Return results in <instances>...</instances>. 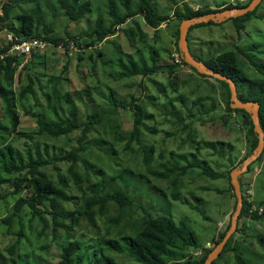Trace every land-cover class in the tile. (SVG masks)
<instances>
[{
  "label": "rangeland",
  "instance_id": "obj_1",
  "mask_svg": "<svg viewBox=\"0 0 264 264\" xmlns=\"http://www.w3.org/2000/svg\"><path fill=\"white\" fill-rule=\"evenodd\" d=\"M14 1L11 23L16 15L33 11L37 4H41L42 10L49 13L45 17L46 22H53L58 36L61 37H67V34L77 36L94 29L98 18H102L106 25L112 23L108 0H92L93 12L79 22L70 24L67 23L63 12L61 14L57 12L56 16L51 12L52 7L47 4L54 3V0H47V4L43 3V0H35V4L31 0H0V4H14ZM130 1L132 9H136L139 0ZM116 2L124 11L121 0ZM248 2L249 0H152L154 8L160 15H172L176 10L182 11L184 3H188L195 10L210 8L222 11L229 4L241 5ZM178 24V18H173L169 28L163 24L155 30L146 24L142 16H136L122 26L116 36L95 47H87L90 40L82 38L80 40L82 49L77 46L76 49L70 47L71 44L68 47L64 45L58 47L51 43V46L37 49L28 57H23L25 63L34 61L36 73L41 75L43 85L41 89L36 83V98L29 97L27 100L17 101V111L21 120L18 131L33 135L34 139L17 138L13 132L3 138L22 153L27 152L29 148L27 145L41 144L40 152L45 158L58 156L62 150L69 152L72 147L78 146L80 131L60 139L37 135L38 124L34 114H44L42 110L47 108L45 93L52 94L53 89L58 92L60 117L70 115L71 105L64 100V97H70L76 118L81 122L86 121L87 116L97 110L108 113L114 108L113 102L111 103L109 99L113 96L115 102L121 103L115 121L121 125V137H115L110 133L114 132L112 126L106 128L107 136H104V131L96 126L97 130L92 133L90 141L101 132L110 143H114L116 155H107L100 148L92 147L88 157L94 166L100 165L105 169L107 176L105 174L104 176L109 190H120L121 186L128 188L126 191L135 201V219L140 220L145 214L147 216L164 214L173 217L177 222L184 221L196 233L198 241L204 247L207 243L214 245V238H218L228 227L236 210L237 198L233 196L235 193L230 186L228 171L233 165L236 166L235 169L243 166L244 162L241 161L248 151L247 129L243 126L246 118L242 113L237 116L234 113L233 117L224 121V115L228 114L227 93L214 77L203 78L183 63L174 36ZM9 36L11 35L7 30H0V48L7 45ZM188 39L193 53L202 56L204 60L224 51H235L244 74L258 77V73L240 50H246L255 60L264 62V0L256 16H253L244 29L238 31L233 20H227L221 24L193 28ZM154 50L159 53L156 63L158 66L178 65L175 56H180L182 63L180 62L173 76L170 77L168 69H165L166 71L147 77L120 79L121 66L127 62V55L135 59L144 57L151 63L150 56ZM99 51L104 53L103 56L98 55ZM58 77L62 80L56 81ZM170 81L172 85L169 84ZM26 84L25 74L15 75L13 86L11 82L7 87L15 90L18 95ZM133 100H138L145 109L144 122L147 129L141 139L147 147L153 149V153L152 150L143 147L145 154L141 152L137 141L133 143L128 141L134 118L129 110L131 107L127 108L122 104L130 105ZM214 101L217 103L215 107ZM172 113L185 117L184 126ZM0 114L4 118L1 100ZM192 114L195 116L192 117ZM5 123L9 124V120L5 119ZM211 143H214L216 150L206 148ZM109 147L111 146L106 149ZM189 161L200 163V166L214 171L219 178L205 176L199 168L188 171L184 176L172 173L174 167L180 169L187 166ZM70 165V162H59L55 167L48 166L46 172L57 182L60 178L64 179L63 176L67 177L70 195L82 198L86 184L84 181L76 183L71 179L68 171ZM125 169L135 172V177L124 173ZM75 171L85 180L87 173L81 163L77 164ZM247 172L240 176L243 197L249 202H254L255 207L264 209V157L253 165L250 173ZM160 174L171 175L169 178H163ZM111 176H118L117 182L112 180ZM16 178L18 175L7 176L10 181L2 188V193L20 191V194L9 195L5 201L0 202V264H23V261L20 262L21 257L39 260V263L33 261L31 264H57L61 244L67 238L83 237L85 241L93 240L92 244L98 245L97 233L110 234L112 238H117V232L124 226V222L120 226L109 223L119 214L114 204L110 205V210L104 217L98 218L97 229L91 227L84 219L78 225L72 223L70 219L66 223V228L58 230V241L53 236L51 216L46 215L45 224L37 217L32 218L27 206L23 207L21 217L16 216L13 219L11 226L3 223V220L12 214L17 199L30 195L23 186L17 189L14 187L13 182ZM102 178L100 176V179ZM92 181L97 182V177L92 176ZM262 202V205L258 204ZM77 204L78 200L73 199L66 207L68 211H75L78 208ZM243 223L248 226L249 237L243 235V232L239 234L235 232L234 243L240 244L242 237L248 239L249 250H245L246 243L241 244L244 256L254 263H264L263 258L259 256L263 254L262 249L255 242L264 235V219L253 221L246 218L241 220L240 226ZM21 231L25 238L19 255H13L9 247L17 241ZM125 232L129 234L132 230L126 228ZM249 242L253 244L250 245ZM105 254L115 258L120 264H138L125 255ZM234 254L233 251L226 253L217 264H237ZM197 259L199 260L198 256H193V261Z\"/></svg>",
  "mask_w": 264,
  "mask_h": 264
},
{
  "label": "trees",
  "instance_id": "obj_2",
  "mask_svg": "<svg viewBox=\"0 0 264 264\" xmlns=\"http://www.w3.org/2000/svg\"><path fill=\"white\" fill-rule=\"evenodd\" d=\"M116 1L117 0H108L109 14L112 18V23L106 25L102 18H98L94 29L85 31L77 36L67 34V37L58 36L55 30V24L53 22H46L45 17L48 16L49 13L42 10L41 4H37L33 11L16 15L13 17V22L11 23V14L15 8V1L14 4L4 3L0 4V30L5 29L13 35L14 42H17L16 39L21 41L42 39L43 41L53 43L56 46L64 44V46L68 47L71 43H74L78 48L82 49L83 46L80 44L82 38H88L90 40L87 47H95L98 44L100 45L116 36L120 28L136 16H142L146 24L155 30H158L163 24L169 28L171 19L178 18L179 24L174 32V36L177 41V51L181 54L179 39L182 22L187 19L200 17L204 14L220 11L210 8H199L195 10L188 3H184L182 11L176 10L172 15H160L154 8L152 0H139L136 9H132V3L130 0H121L124 11L119 8ZM31 2L35 4V0H31ZM250 2L251 0H249L248 3L241 5L229 4L223 9L246 7ZM43 3L47 4V0H43ZM262 3L255 11L242 17L230 19L233 20L238 31L244 29L246 24L253 19V16H256ZM47 5L52 7L51 12L55 14L54 16H56L57 12H59V14L63 12L67 23L69 24L72 22H79L93 12L92 0H54V3ZM212 24L215 23L210 22L208 24H199L193 26L191 29ZM12 45V42H8L7 45L0 48V100L3 103L4 113V118H2L0 114V202L3 200L5 201L9 195L20 194V191L7 194L2 193L3 186L10 181L7 179V176L18 175V178L13 182L14 187L17 189L23 186L25 190L30 192V195L17 199L12 214L6 217L3 220V223H7L11 226L13 219L16 216L21 217L23 207L27 206L30 209L32 218L37 217L45 224H47L46 215L51 216L53 221V236L54 239L58 241V230L64 228L70 219L72 220V223L77 225L84 219L91 227L97 229L98 218L104 217L109 212L110 205L114 204L117 206L119 214L117 217L111 219L109 223L120 226L124 222V226L117 232L118 237L112 238L109 236L110 234L101 235L100 233H97L98 245L92 244L93 240L85 241L83 237L74 239L67 238L64 243L61 244V252L57 264H120L115 258L108 256L105 253L116 256L125 255L138 264H205V261L214 250L215 246L226 236L227 231L231 226V222L227 229L224 230L218 238H214V247L206 250L204 256L199 260L197 259L193 261V256L190 252L197 251L202 247V244H200L196 233L186 222H177L173 217L164 214L156 216H147V214H145L140 220L135 219V201L133 196L126 191L128 188L120 185V190H109L106 186L107 182L105 176H107V173L105 169L101 168L100 165L94 166L92 160L88 157V153L92 150V147L100 148L107 155H116L114 154L116 153L114 143H110L107 138L104 137L107 136L105 131L106 128L109 129L110 126H112L114 130V132H110L113 136L121 137L122 134L120 130L121 125L115 123V121H117L118 108L121 106V103L115 102L113 96H110L109 99L111 103L113 102L114 108L109 110L108 113L103 110H97L94 113L89 114L86 121L81 122L76 118L75 108L72 106L73 103L71 102L70 97H64L65 102L68 105H71L70 115L68 117H60L58 114V108H61V106H59L58 103V101H60L58 92L53 89L52 94L45 93L47 108L42 110L44 114L32 113L35 118H37V135L52 139H60L61 137H69L75 131H80V136L77 140L78 146L72 147L69 152L62 150L59 152L58 156L45 158L40 152L41 144L30 146L26 143L29 148L26 153H22V151L17 149L12 143L6 142L3 137L9 135L10 132H13L17 138L26 137L34 139L33 135H27L18 131L21 120L17 111V101H24L29 97L36 98V83H38L39 87L43 89L42 78L40 74L36 73L37 67L34 66V61H27V63H25L23 57L8 55V51ZM190 49L192 54L196 58L205 62L210 69L231 78L236 83L238 98L242 102H255L260 105L259 118L261 129L264 133V62L255 60L246 50H240L258 73V77H249L247 74H244L240 68L238 56L233 50L218 53L217 55H213L204 60L202 56L193 53L191 45ZM103 54L102 51H99L98 53L99 56H103ZM158 57L159 53L156 50H154L153 54L150 56L151 63L145 60L144 57L135 59L131 55H127V62L121 66V71L119 73L120 79L131 78L134 76L147 77L152 74L166 71L165 69H168L170 77L173 76L179 64L158 66L156 65ZM183 63L189 66L184 60ZM191 70L203 78L209 77L199 74L193 67H191ZM22 74L26 75L27 84L22 87L20 93L17 95L15 90L8 88L7 85L12 82L13 86L14 76ZM53 80L54 79L52 78V81ZM61 80V77L56 79V81ZM215 80L221 84L227 93L226 104L228 114L224 115V121H227L229 117H233L234 113L235 116L242 113L245 118L251 119V116L247 111L233 109L231 107V90L229 84L219 79ZM169 84L172 85L173 83L170 81ZM174 90L176 89L174 88ZM85 92L88 94L87 91ZM164 92H166V90ZM51 102H54L55 105ZM122 105L127 108L131 107L129 110L133 113L134 118L133 129L128 140L129 143L137 141L141 152H144V147L152 150L153 153V149L147 147L141 139V136L147 129L146 123L144 122L145 109L142 104L138 103V100H133L130 105L127 103H123ZM216 105L217 103L214 101V107ZM200 106L202 107V105ZM207 113H210V111ZM172 115L177 117L179 123L184 126L185 117L181 114L172 113ZM191 116L194 117L195 115L192 114ZM5 119L9 120V124L5 123ZM96 126L104 131V136L101 132H98V136L92 138L90 141L92 133L97 130ZM243 126L247 129L248 151L241 162H244L250 157L259 144V136L255 132L254 124L251 122L250 126H247L243 121ZM108 146L111 147L106 149ZM206 148H215L216 150L214 143L209 144ZM33 149L35 151L34 153ZM263 157L264 152L252 165L249 166L247 174L252 171L253 165L260 162ZM65 161L71 163L68 169L71 179L76 183L84 181L86 184L82 198L70 195V188L66 182L68 179L67 177L63 176L64 179L60 178L57 182L52 175L46 172L48 166L55 167L57 163ZM78 163H81L86 169L87 174L85 180H83L80 174L75 171ZM197 168L201 169L202 174L205 176H209L213 179L219 178L214 171L211 172L207 168L200 166V163L194 161H189L187 166L180 169L174 167L172 173L174 172L178 173V176H184L188 171ZM235 168L236 166L233 165L228 171V179L233 192L234 187L231 184L230 174ZM123 172L132 176L135 174V172L132 173L126 171V169L123 170ZM170 175L171 174H160L163 178H169ZM92 176L97 177L98 181L93 182ZM100 176L103 178L100 179ZM141 176L145 177L142 174ZM110 178L117 182L118 176H111ZM239 182L242 187L241 177L239 178ZM157 190L159 191L160 189ZM233 196L236 198L235 194ZM243 198L245 205L238 220L237 234L243 232V235L248 238V226L246 223H243L240 226L241 220L246 218L252 219L253 221L263 220L264 213L259 215L258 212H251L254 202H249L245 197ZM73 199L78 200L76 206L78 208L75 211H68L66 206ZM235 203L236 207L237 199ZM258 204L262 205L263 202ZM126 228H130L132 233H126ZM24 238L25 234L21 231L17 241L9 247V251L13 255H19V250ZM247 240L242 237L239 241L241 243L236 245L234 243V236H232L219 258L216 259L213 264H217L226 253L232 251L235 253L234 256L237 264H264L261 262L254 263L244 256L242 250L243 246H241V244L246 243V246H244L246 248L245 250H249ZM255 242L262 249L263 254H260L259 256L263 258L262 261L264 262V235L260 236ZM249 243L250 245L253 244L252 242ZM40 259H42V257H40ZM21 261H23V264H31L33 261L39 263V260H29L24 257H21L20 262Z\"/></svg>",
  "mask_w": 264,
  "mask_h": 264
},
{
  "label": "water",
  "instance_id": "obj_3",
  "mask_svg": "<svg viewBox=\"0 0 264 264\" xmlns=\"http://www.w3.org/2000/svg\"><path fill=\"white\" fill-rule=\"evenodd\" d=\"M262 2L263 0H251L249 5H247L246 7L225 9L222 11L204 14L197 18H191V19L184 20L180 26L179 48L181 50L180 55L182 59L189 66L195 68L199 74L209 76V77H214L215 79H219L221 81L227 82L231 90V107L233 109L245 110L250 114L251 119L246 118L244 122L246 123L247 126H250L252 122L254 124L255 132L259 136V144L255 152L244 161L243 166L241 168H237L231 171V174H230L231 184L234 187V193L237 198L236 210L233 214V217L231 220V226L228 229L226 236L208 256L207 260L205 261V264H213V262L219 258L226 244L228 243L229 239L237 231L238 220L242 213L243 207L245 205L239 178L241 175L247 172L249 169V166L262 155V152L264 150V133L261 129L260 118H259L260 105L255 102H248V103L242 102L238 98L236 83L231 78L223 74H219L215 72L214 70L210 69L205 64V62L196 58L191 52L188 36H189L190 29L193 26H196L199 24H208L210 22H213L215 24H221L232 18H238V17L245 16L249 14L250 12L255 11L256 8Z\"/></svg>",
  "mask_w": 264,
  "mask_h": 264
},
{
  "label": "built area",
  "instance_id": "obj_4",
  "mask_svg": "<svg viewBox=\"0 0 264 264\" xmlns=\"http://www.w3.org/2000/svg\"><path fill=\"white\" fill-rule=\"evenodd\" d=\"M11 35V34H10ZM9 41L14 42V36L11 35L8 37ZM17 42H14L11 49L8 51V55L12 56H18V57H28L31 55V53L37 49H44L48 46H51L49 43L43 41L42 39H32L29 41H21L19 39H16ZM76 45L71 43L70 47H75ZM60 47V45L58 46ZM64 48V47H63ZM176 64H181L182 60L180 59L179 55L175 56ZM181 62V63H180ZM251 212H258L259 215H262L264 213V209L257 208L255 206H252ZM212 248V244L208 243L207 246L204 249H199L197 252L193 253L195 257H200L204 255V251L206 249Z\"/></svg>",
  "mask_w": 264,
  "mask_h": 264
},
{
  "label": "clouds",
  "instance_id": "obj_5",
  "mask_svg": "<svg viewBox=\"0 0 264 264\" xmlns=\"http://www.w3.org/2000/svg\"><path fill=\"white\" fill-rule=\"evenodd\" d=\"M8 42H11V41H8ZM12 43L14 44V42H12ZM47 43H49V42H47ZM49 44H51V43H49ZM61 45H64V44H61ZM12 46H13V45H12ZM10 49H11V48H10ZM251 202H252V201H251ZM253 206H254V203H253ZM232 217H233V216H232ZM237 228H238V225H237ZM225 230H226V229H225ZM236 232H237V231H236ZM232 236H234V234H233ZM207 244H208V243H207ZM207 244H206L204 247H201V248H199V249H204V248L207 246ZM210 244H212V243H210ZM214 245H215V244H214ZM214 245L212 244V247H214ZM216 246H217V245H216ZM216 246H215V247H216ZM199 249H198V250H199ZM210 249H212V248H210ZM214 249H215V248H214ZM198 250H197V251H198ZM206 250H209V249H206ZM206 250H205V251H206ZM205 251H204V254H205ZM190 254H191L192 256H194V255H193V252H191ZM203 256H204V255H203ZM203 256H200L199 259H200L201 257H203Z\"/></svg>",
  "mask_w": 264,
  "mask_h": 264
}]
</instances>
